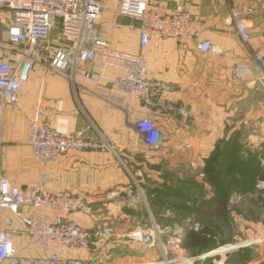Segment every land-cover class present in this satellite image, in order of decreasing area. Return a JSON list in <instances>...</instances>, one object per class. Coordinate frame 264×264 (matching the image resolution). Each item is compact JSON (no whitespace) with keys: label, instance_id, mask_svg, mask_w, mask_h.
<instances>
[{"label":"crops","instance_id":"0c3cea01","mask_svg":"<svg viewBox=\"0 0 264 264\" xmlns=\"http://www.w3.org/2000/svg\"><path fill=\"white\" fill-rule=\"evenodd\" d=\"M167 11L179 5L200 16L204 28L195 39L154 38L143 49L147 56V70L151 78L173 85L166 97L186 107L189 116L166 119L142 106L133 96L123 102L108 100L97 94L95 85L82 76L74 82L59 72L47 70L38 63L23 85L19 102L6 104L2 113L0 142V176L13 185L27 188L43 172L51 175L50 187L55 191L66 190L78 196H103L110 191H121L130 182V176L116 158L107 152L70 150L54 163L45 165L33 158L26 143L27 120L43 113L39 121L49 120L52 128L63 135L78 132L84 138L94 139L100 133L117 146L123 160L140 175L150 164H170L182 168H202L204 160L214 150L218 140L228 137L238 129L248 130L249 143H264V90L259 84L263 70L253 55L264 46V0H152ZM112 6V5H111ZM253 9L244 18L249 33L246 43L235 30L230 11L236 8ZM112 12H105L97 24L99 35L113 48L138 52L139 22L127 17L116 19L123 27H112ZM11 13L0 11V61H15L13 44L8 40ZM56 36V34H54ZM210 40L211 51H201L196 43ZM59 43L53 41L56 46ZM248 65L246 77H237V64ZM118 72L107 70V74ZM151 117L160 124L164 141L158 148L143 142L136 128V121ZM157 176L158 172L155 171ZM23 208V213H29ZM148 209L129 206L117 200L94 204L92 214L75 212L69 219L90 228L95 221H102L113 228L116 238H103L91 250L66 249L60 261L78 260L87 264H264L259 253L258 237L252 232L240 243L220 246L200 254L180 246L184 230L172 224H153L164 219ZM10 219L13 246L19 255L38 258L42 263L48 253L41 251L25 233V225L8 209H0V220ZM149 220L151 227L143 222ZM155 223V222H154ZM253 226V225H252ZM165 230H162L164 229ZM135 229L156 233L160 242L142 244L131 240ZM190 229V228H188ZM163 237V241H161ZM118 243V244H116ZM245 251H249L247 257ZM168 260V263H162Z\"/></svg>","mask_w":264,"mask_h":264},{"label":"built area","instance_id":"2783aa9c","mask_svg":"<svg viewBox=\"0 0 264 264\" xmlns=\"http://www.w3.org/2000/svg\"><path fill=\"white\" fill-rule=\"evenodd\" d=\"M2 10L11 13L7 33L16 57L13 62L0 61V142L4 106L18 104L23 85L38 63L48 70L64 74L70 82H74L76 76L86 78L95 85L97 94L105 99L123 102L130 95L137 98L142 106L168 120L189 116L185 106L166 97V93L173 90V85L149 76L147 56L143 52L156 37L195 39L204 24L200 16L189 8L179 5L170 12L152 0H0ZM108 10L112 12L109 21L112 27H123L116 19L118 16L139 22L138 52L115 49L99 35L97 24ZM252 11L251 7L230 11L235 30L244 43L249 39L244 18ZM54 30L56 36L52 35ZM56 40L59 43L54 46L53 41ZM196 48L211 51L213 45L206 39L197 42ZM253 59L264 72V46L262 52L253 55ZM109 69L118 73L109 75ZM248 71L249 67L244 63L234 68L235 75L240 78L246 77ZM259 84L264 90V73ZM42 113L39 110L26 123V143L33 158L48 165L70 150L107 152L125 168L133 181L121 191L82 197L66 190H53L49 172L41 173L39 179L25 189L0 176V209H8L20 218L32 242L41 251L49 252L45 264H87L78 260L60 261V256L68 248L91 250L98 240L116 238V234L102 221H95L92 227L86 228L70 220L69 215L75 212L92 214L94 204L106 200L134 206L137 185L128 163L120 156L114 143L100 133L94 139L84 138L78 132L60 134L48 119L39 121ZM135 125L149 147L158 148L164 141L160 124L154 118H141ZM256 186L263 189L264 181L258 180ZM23 208H28L29 213H23ZM16 232L10 219L0 220V264H44L38 258L19 255L12 242ZM129 237L148 245L160 242L156 233L142 229L131 231ZM162 263H168V260Z\"/></svg>","mask_w":264,"mask_h":264},{"label":"trees","instance_id":"16d2710c","mask_svg":"<svg viewBox=\"0 0 264 264\" xmlns=\"http://www.w3.org/2000/svg\"><path fill=\"white\" fill-rule=\"evenodd\" d=\"M240 130L218 140L214 150L204 160L203 176L204 182L209 185L210 196H207L205 185L198 182H182L177 186L163 185L166 189H161V186L156 187L157 194L161 197H165L161 192H168L165 198L176 208L179 202L184 203L183 211H176L177 217L174 218L176 221L181 222L192 217V220L199 223V228L196 230L188 228L184 230L180 243L183 248L200 254L226 244V240H217L207 221L213 217L226 219L231 195L253 191L257 181L264 178L259 156L245 149L240 139ZM148 193L152 197L156 195L155 190H150ZM151 205V211L157 217L161 208L155 202ZM166 220L172 224L170 218ZM247 255L249 251H245L244 256Z\"/></svg>","mask_w":264,"mask_h":264},{"label":"rangeland","instance_id":"374dc122","mask_svg":"<svg viewBox=\"0 0 264 264\" xmlns=\"http://www.w3.org/2000/svg\"><path fill=\"white\" fill-rule=\"evenodd\" d=\"M54 34H56L55 30L52 32L53 36ZM247 132L248 130L246 131L244 129H241L240 139L244 144L245 149H248L249 151L259 156L260 164L262 167L261 170L264 174V143H249L247 141V137L245 136ZM128 166L137 185L135 186V188H137V192L134 191V197L136 200L135 205H137L141 209L147 208L148 211H151V204L155 202L157 206H160V212H162V214H168L164 216L163 220H156V218L154 219V217H152L153 224H156L155 228L157 230H159V225H167V218H170L172 220L171 223L172 226H174V229H177L178 226V230L180 229L181 231L182 228L183 230L187 228L196 230L199 228V223L195 220H192V217L183 219L181 222L176 221L174 218L177 217V212L183 211V208H185L183 205L184 203L181 204V202H179L178 207L176 208L175 205H173L168 199L165 198L167 197L168 192H161V195L165 196L161 197L157 194L156 187L161 186V189H166V187L163 185L168 184V186H177L182 182H198L205 185L206 191L208 193L207 196H210L211 191L209 189V185L204 182L203 166L201 169H199L198 167L196 169H188L182 168L179 165L176 166L175 169H173L170 167V164H161L158 166L150 164L147 167L148 171H144L140 175L137 173V170H135V168H133L130 164H128ZM155 171L158 172L157 176L155 174ZM261 180L264 181V178H262ZM129 182V184L133 183L131 178ZM150 190H155V197H152V195L148 193V191ZM157 206L155 205V207ZM150 222L149 220H147L143 223L145 224V227L150 228ZM207 222L209 228L216 235L218 241H222V239L227 241V243L223 246L240 243L241 241H244L251 232L258 237H263L264 188L260 189L256 186L253 191L246 194L233 193L228 204L227 218L225 219L223 217H213L210 218ZM162 230H165V228ZM163 240V237H161V241ZM258 248L259 253L264 255V241L263 243H258Z\"/></svg>","mask_w":264,"mask_h":264}]
</instances>
